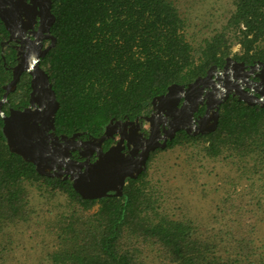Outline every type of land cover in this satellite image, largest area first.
<instances>
[{
	"label": "trees",
	"instance_id": "16d2710c",
	"mask_svg": "<svg viewBox=\"0 0 264 264\" xmlns=\"http://www.w3.org/2000/svg\"><path fill=\"white\" fill-rule=\"evenodd\" d=\"M50 10L55 43L41 64L59 103L54 126L64 134L98 135L111 118L147 112L153 96L222 62L233 44L239 45L233 52L239 58L264 59V0H231L225 21L196 45L187 37L191 20L179 0H51ZM5 36L0 20V42ZM9 63L0 43V98ZM24 78L7 94L10 105L26 102ZM1 126L0 117V234L9 224L33 217L31 187L50 199L65 197L63 208L49 220L53 244L38 264H264V240L236 231L239 221L230 218L223 231L204 235L191 217L161 212L145 177L154 151L189 145L197 157L229 162L238 178L264 180V106L226 101L214 130L177 134L151 152L122 194L99 199L82 197L66 179L39 174L8 149ZM96 202L97 208L86 212ZM220 216L215 213L214 220ZM3 245L0 263L7 256ZM147 246L154 250L151 261L141 255Z\"/></svg>",
	"mask_w": 264,
	"mask_h": 264
},
{
	"label": "rangeland",
	"instance_id": "374dc122",
	"mask_svg": "<svg viewBox=\"0 0 264 264\" xmlns=\"http://www.w3.org/2000/svg\"><path fill=\"white\" fill-rule=\"evenodd\" d=\"M179 6L191 20L187 37L196 45L225 21L231 0H179ZM237 50L239 45L233 44L231 52ZM194 151L195 147L176 145L151 155L145 177L152 186L157 208L172 217H191L204 235H211L217 228L223 231L231 218L241 224L235 226L236 231H249L251 236L264 240V180L257 175L238 178L239 172L229 162L197 157ZM29 196L34 215L26 223L9 224L0 234V244L7 249L5 261L0 264H38L44 261L46 248L53 244L49 220L63 208L65 197L57 195L50 199L34 187ZM97 205L94 203L86 212H93ZM219 207L224 212L218 211ZM215 213L222 215L218 222L214 220ZM7 236L10 240L4 243ZM151 252L154 250L147 246L141 255L151 261ZM153 258L157 262L155 255Z\"/></svg>",
	"mask_w": 264,
	"mask_h": 264
},
{
	"label": "flooded vegetation",
	"instance_id": "af4514ba",
	"mask_svg": "<svg viewBox=\"0 0 264 264\" xmlns=\"http://www.w3.org/2000/svg\"><path fill=\"white\" fill-rule=\"evenodd\" d=\"M22 1L25 6L18 9L19 17L17 21L11 24L13 29L12 38H8L9 32L5 29L6 36L0 42L2 50L7 51L9 55L10 63L5 65L10 72L9 79L11 78L12 66L17 62L27 65L34 53H38L50 42L49 37L45 36L46 31L39 29V16L37 14L34 18L32 16V13L35 11V8L32 7L33 1ZM41 2L38 1L37 8H39V3ZM49 33L51 34L50 29ZM38 37L40 40H37ZM43 56H39V65L44 69L41 64ZM22 76H25L24 80H27L29 85L27 98L23 99L26 102L23 103L18 100L14 105H10L7 99L5 101V112L8 111L9 107L23 108L29 105L30 75L27 70H22L16 86ZM178 83L183 86L184 95L180 97L175 106H172L170 103L160 104L158 100H155L156 106H154L150 100L147 112L138 114L133 118H113V122L108 126L109 134L100 142L98 141V137L103 133L104 127L109 120L98 135L81 134L70 142H65L61 138V134L64 133L57 131L55 126L53 130L50 128L44 129L45 134H48L46 137L47 144L51 147L56 146L59 150L64 147L68 148H66L68 150L66 160H64L63 156L60 157L58 153L53 155L55 167L50 168L48 171H58L59 168H64L65 164L70 168L72 164L70 159L73 160L72 162L77 161L78 163L86 161L89 164L94 162L99 158V155L102 156L103 152L112 145L118 146L119 155L124 161L129 163V157L135 158L139 156L140 151L144 148L143 141L149 133L153 132L155 135L161 136L165 133L166 129L176 125L178 127L172 138L182 132L197 135L214 130L215 127L213 129L210 127L213 125L215 118H217L218 122L219 111L223 103L226 101H242L239 95L244 93L263 97L264 59H243L231 53L224 56L222 62L211 64L191 79ZM136 117L138 118V124L135 122ZM200 130H205V132H201ZM170 139H167L166 144ZM132 149L135 151L131 152ZM152 151L149 152L145 164H147L148 157ZM46 163H53V159L49 157ZM84 168L85 164H82L81 170H84ZM126 169L129 168L126 166L119 172H116L117 174L112 176L107 184L103 185L109 187L106 196L115 195L114 191L117 190L116 188H119L120 175L124 171V174L129 172ZM65 174L66 172H61L58 176H50L61 177L68 180L71 184L69 175L65 176ZM128 179V176L124 178L122 189ZM84 191L87 192L88 190L84 188Z\"/></svg>",
	"mask_w": 264,
	"mask_h": 264
},
{
	"label": "water",
	"instance_id": "95a60500",
	"mask_svg": "<svg viewBox=\"0 0 264 264\" xmlns=\"http://www.w3.org/2000/svg\"><path fill=\"white\" fill-rule=\"evenodd\" d=\"M32 1V7L35 8L32 16L33 18L36 14L39 16V29L46 31L45 36L49 37L50 42L38 53H34L27 65L22 64V62H17L12 66L11 78L3 85L4 91L0 98V117L2 118L1 130L5 137L7 147L11 152L17 153L26 161L31 162L39 174L58 176L61 172H66L65 176L69 175L72 188L82 197L88 199H97L106 196L109 187L103 185L107 184L112 176L117 174L116 172H119L127 166L129 169L126 170H129V172L124 174V171L120 175L119 188H116L117 190L114 191L115 195H119L121 194L124 178L126 176L129 178L136 177L145 168V161L149 152L155 148H164L167 139L172 138L178 126L176 125L166 129L165 133L161 136H157L153 132L149 133L143 141L144 148L140 151L139 156L135 158L129 157V163L124 161L119 155L118 146L112 145L103 152L102 156L99 155V158L94 162L89 164L86 161L78 163L77 161L72 162L73 160L70 159L72 163L70 168L65 164V167L59 168L58 171H48L50 168L55 167L53 155L58 153L60 157L63 156L64 160H66L68 148L64 147L59 150L56 146L51 147L46 141L48 134H45L44 129H54V115L59 103L48 80L47 73L39 65V56H43L55 43L54 35L49 33L50 26L55 17L50 10L51 0ZM38 1H42L39 3V8H37ZM24 6L25 4L22 0H0V20L9 32V39L13 36L11 24L17 21L19 17L18 9ZM37 40H40L39 37ZM22 70H27L30 75L29 105L23 108L9 107L8 111L5 112L2 109V104L7 100V94L14 90ZM183 95V86L174 82L169 84L163 93L153 96L151 102L154 106H156L155 100H158L160 104L170 103L172 106H175ZM262 95L263 97H257L250 93H244L239 95V98L247 104L264 106V91H262ZM111 122H113V118L109 119L105 125L103 133L98 137L99 142L109 134L108 126ZM135 122L138 124L137 117L135 118ZM216 123L217 118H215L210 128L213 129ZM200 131L205 132V130ZM82 133L81 131H75L69 135L61 134V138L65 142H70ZM134 151L133 149L131 150V152ZM80 155L83 156L82 154ZM49 157L53 159V163L47 164L46 160ZM82 164H85L84 170H81ZM84 188L89 192H85Z\"/></svg>",
	"mask_w": 264,
	"mask_h": 264
}]
</instances>
